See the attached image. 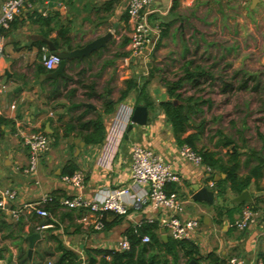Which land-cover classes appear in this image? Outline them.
Segmentation results:
<instances>
[{"label":"crops","instance_id":"0c3cea01","mask_svg":"<svg viewBox=\"0 0 264 264\" xmlns=\"http://www.w3.org/2000/svg\"><path fill=\"white\" fill-rule=\"evenodd\" d=\"M193 1L152 0L144 13L152 27L173 22L170 35L182 9L189 8ZM126 3L127 0H33L32 8H23L7 28L0 26V117L7 122L0 126V190L15 189L16 204L35 201L44 195L52 199L45 206L49 217L25 212L15 220L10 209L0 212V264H18L24 255L29 261L38 260L45 254L49 255L48 261L54 262L59 254V243L75 252L83 264L87 250L114 249L127 229L156 218V212L148 206L130 204L127 200V214L109 229L95 232L90 225L80 222L85 212L60 205L65 197L94 198L129 186L134 145L152 149L171 166L179 181L167 183L165 189L175 193L181 201V218L198 220L191 240L199 252L194 259L185 256L178 246L167 252L161 243H166L170 237L157 228L152 232L161 243L148 250L147 261L153 254L159 258V264H209L208 259L201 257L212 254L223 264H227L230 257H238L245 264H264V204L251 210L253 223L248 228L235 229L232 224L240 214L234 213L228 218L226 210L237 204L232 201L236 194L227 190L224 199L218 197L204 167L180 157L181 146L175 141L164 113L157 107L160 101L168 99L166 90L159 79L149 80L148 77L153 52L140 59L129 55L131 24ZM107 34L109 37L97 49L73 55ZM52 53L65 61L60 75H54L57 68L47 71L42 65L43 56ZM127 80L145 86L154 101L153 108L141 102L139 105L147 108L148 124H133L129 131L127 126L122 129L117 143L109 146L105 139L112 123L121 126L117 108L136 106L134 89L116 103ZM1 87L5 88L1 90ZM112 102L115 111L106 113L105 105ZM83 112L84 120L101 119L105 139L100 143L87 145L77 130L64 132L63 125ZM18 129L24 133L43 132L50 140L32 176L24 172L28 152L16 135ZM70 164L84 177L81 189L61 180ZM202 188L213 194L212 204L193 198ZM133 190L135 194H142L145 189L135 187ZM246 190L252 201L264 195V191L253 194L250 188ZM218 206H221V214H217ZM89 217L92 220V216ZM114 217L108 213L105 221L111 222ZM31 234H39L40 238L29 256L27 237Z\"/></svg>","mask_w":264,"mask_h":264},{"label":"rangeland","instance_id":"374dc122","mask_svg":"<svg viewBox=\"0 0 264 264\" xmlns=\"http://www.w3.org/2000/svg\"><path fill=\"white\" fill-rule=\"evenodd\" d=\"M250 3L194 0L182 9L172 28L175 31L154 44L153 72L148 76L149 80L174 82L187 61L193 62L192 68L207 70L211 77L182 89L183 97L211 102L201 107L203 113L195 120L205 121L198 146L224 155L227 148L222 147L221 136H227L240 147L242 163L251 151L264 159V0L253 8ZM243 81L245 88L238 89ZM224 82L232 86L225 93L221 92ZM256 162L251 159L247 166L242 165L240 174ZM259 185L264 187V175ZM250 189L257 193L253 185Z\"/></svg>","mask_w":264,"mask_h":264},{"label":"built area","instance_id":"2783aa9c","mask_svg":"<svg viewBox=\"0 0 264 264\" xmlns=\"http://www.w3.org/2000/svg\"><path fill=\"white\" fill-rule=\"evenodd\" d=\"M151 1L127 0L126 3V13L131 24L128 34V51L133 58L140 59L145 57L147 53L152 51L154 44L159 38V27H152L144 13V9ZM32 3L33 0H3L0 5V26L7 28L23 8L31 9ZM60 61V56L53 53L47 54L41 59L42 65L47 71L57 68ZM4 88L1 87V90ZM132 111L133 109L123 105L117 108V117L121 126L119 127L115 122L112 123L105 139L107 145L112 146L117 143L122 129L125 130L130 123ZM16 135L20 136L28 152V163L24 172L32 176L37 172L40 158L48 149L50 140L45 133L37 131L24 133L18 129ZM179 154L182 159L191 162L193 165L203 166L205 172L211 178V169L203 165L200 155L189 146L182 145ZM61 180L76 189H81L84 177L80 172H74L70 176L63 175ZM178 181L179 177L173 172L171 166L155 151L134 145L131 149L129 186L111 190L94 198H86L82 195L65 197L60 201V205L69 210L85 212L79 220L83 225H90L95 232L103 231V216L105 214L112 213L117 216H125L128 211V202L130 204L146 205L157 214L156 218L146 219L147 223H155L157 228H161L173 240L191 242L198 227V220L181 218L179 216L181 201L175 193H168L165 189L167 183ZM135 187L144 188V193L135 194L133 192ZM17 196V191L13 188L0 190V212L10 209V214L15 220L25 212L34 213L40 217H49L48 211L44 209V204L50 200L48 196L44 195L35 201L16 204ZM11 206L16 207L11 209ZM89 215L92 216V220L89 219ZM252 223L253 212L250 208L244 207L239 218L233 222L232 226L237 230H245ZM141 242L148 243L149 238L143 236ZM128 248V240L126 236H123L114 249L122 252L128 250ZM47 264L52 263L48 262ZM83 264L85 263L83 262ZM227 264L245 263L238 257H230L227 260Z\"/></svg>","mask_w":264,"mask_h":264},{"label":"trees","instance_id":"16d2710c","mask_svg":"<svg viewBox=\"0 0 264 264\" xmlns=\"http://www.w3.org/2000/svg\"><path fill=\"white\" fill-rule=\"evenodd\" d=\"M171 23H163L159 25V42L161 39L169 35V28ZM192 61L184 63L182 68V75L174 82L167 83L161 79V83L166 90L168 99L160 101L157 104L170 124L175 141L178 145H187L193 151L200 155L204 166L209 167L212 171L211 180L217 189V196L224 199L227 190L238 195L242 191L254 186L256 192L264 191V187L259 185L260 179L264 175V159L258 155L257 152L251 151L242 163L240 147L227 136H221V145L223 148H227L224 155L219 152L210 150L205 146H198L201 140L205 121L201 119L198 123L195 121L202 113V106L209 105V100H201L194 96L183 97L182 89L185 84L195 87L199 84L200 80H206L211 77V74L199 67H191ZM153 71L151 70V73ZM126 87L121 91L120 97L116 103L123 101L128 94L134 89L136 90L135 102L139 105L141 102L148 108H153V100L147 94L145 86H139L136 81L127 80L125 82ZM246 81H243L238 89L245 88ZM232 89V86L227 85L225 82L222 84L221 92L225 93ZM117 105V104H116ZM88 111V109H87ZM106 113H113L115 111V103H108L105 105ZM85 113L79 114L75 119L69 121L63 125L64 132L70 133L77 130L79 136L87 145L98 144L105 139L104 127L100 118L95 120H84ZM6 120L0 117V126L6 124ZM218 134H221L218 132ZM251 159H255L257 162L249 168L247 173L240 174V168L242 165L247 166ZM76 170V167L72 164L68 166L64 175H72ZM224 175V177H220ZM216 176H218L217 179ZM52 200V199H51ZM49 200L44 204L46 205L51 201ZM264 204V195L256 197L253 203L246 204L245 202L237 203L234 207L226 210L227 217L232 218L234 213H241V210L246 206L251 208L252 211L257 210L259 204ZM108 214V213H107ZM112 214V213H110ZM217 214H221V206L217 207ZM103 216L104 229L107 230L110 226L116 224L122 219V216L114 215V219L111 222L105 221ZM231 222L233 220L231 219ZM152 229H157L155 223H147L143 221L141 225L131 227L127 229L123 236H126L129 248L125 251H118L115 249H101L92 248L86 251L85 264H159V258L156 255L151 254V258L147 261L145 255L151 248H156L160 244V240L156 233L152 232ZM147 236L149 238L148 243H142L141 238ZM160 242V243H159ZM166 246L167 252H172L175 246L184 250L185 256L194 259L199 254L198 249L192 242L186 240H173L169 238L166 243H161ZM59 254L55 258L53 264H80L81 259L79 256L62 246L61 243L57 244ZM48 254L40 255L38 260L29 261L24 255L19 258L18 264H47ZM99 257V259L97 258ZM208 259L209 264H223V261H219L212 254H208L201 259ZM262 260V259H261ZM263 264V263H262Z\"/></svg>","mask_w":264,"mask_h":264},{"label":"water","instance_id":"95a60500","mask_svg":"<svg viewBox=\"0 0 264 264\" xmlns=\"http://www.w3.org/2000/svg\"><path fill=\"white\" fill-rule=\"evenodd\" d=\"M257 1L258 0H251L250 8H253V6L255 5V3ZM108 37H109V34H107L104 38H101V40L98 41L97 43L88 45L85 49L80 50V52H75V53H73V55L76 56V55L86 54L87 52H89L92 49H97V47L100 45V43L104 42L106 40V38H108ZM64 66H65V61L63 59H61L60 64L58 65L56 71L54 72V75H60ZM85 105L88 107H92L90 104H85ZM147 118H148V113H147V108L145 106H142V105L134 106L131 117H130V123L128 124L127 130L129 131L132 128L133 124H135V125L148 124ZM222 177H224V175H222ZM216 178H218V176H216ZM193 198L195 200L205 201V202H208L210 204L213 203V200H212L213 194L211 192H209V190H207L206 188H202V189L198 190ZM232 201L236 202V203H241V202L252 203L253 202L252 198H251V196L247 190H244L240 194L236 195ZM39 238H40L39 234H31L30 236L27 237V239L29 241V250H28L29 256L32 252L34 243Z\"/></svg>","mask_w":264,"mask_h":264}]
</instances>
